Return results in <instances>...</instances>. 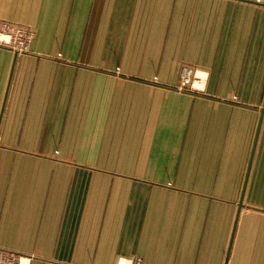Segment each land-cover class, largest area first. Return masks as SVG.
Returning a JSON list of instances; mask_svg holds the SVG:
<instances>
[{"label":"crops","instance_id":"obj_1","mask_svg":"<svg viewBox=\"0 0 264 264\" xmlns=\"http://www.w3.org/2000/svg\"><path fill=\"white\" fill-rule=\"evenodd\" d=\"M2 21L34 36L0 34V248L264 264V0H0Z\"/></svg>","mask_w":264,"mask_h":264},{"label":"built area","instance_id":"obj_2","mask_svg":"<svg viewBox=\"0 0 264 264\" xmlns=\"http://www.w3.org/2000/svg\"><path fill=\"white\" fill-rule=\"evenodd\" d=\"M1 30H3V32H7L10 36L11 34H14L16 36L15 38L20 44V50H28L30 48L29 46L33 39L32 31H29L25 27L13 26L9 22H4L0 24V31ZM15 42L16 41H14V43ZM185 77L187 80L189 79V70L186 72ZM23 258L24 257L17 252L0 248V264H21V260Z\"/></svg>","mask_w":264,"mask_h":264},{"label":"rangeland","instance_id":"obj_3","mask_svg":"<svg viewBox=\"0 0 264 264\" xmlns=\"http://www.w3.org/2000/svg\"><path fill=\"white\" fill-rule=\"evenodd\" d=\"M4 22H8V21H2L0 24H2V23H4ZM1 32V34H4V35H9L7 32H3V30H1L0 31ZM10 36V35H9ZM34 36V35H33ZM16 36L13 34H11V40L13 41V43H14V41H16L14 44L17 46V48H19L20 47V44L18 43V41H17V39L15 38ZM12 43V44H13ZM20 49V48H19Z\"/></svg>","mask_w":264,"mask_h":264},{"label":"water","instance_id":"obj_4","mask_svg":"<svg viewBox=\"0 0 264 264\" xmlns=\"http://www.w3.org/2000/svg\"><path fill=\"white\" fill-rule=\"evenodd\" d=\"M262 112H264V104H263ZM244 190H245V188H244ZM243 205H244L243 203L239 204V210L242 208Z\"/></svg>","mask_w":264,"mask_h":264}]
</instances>
